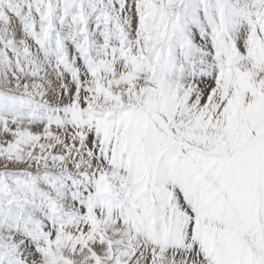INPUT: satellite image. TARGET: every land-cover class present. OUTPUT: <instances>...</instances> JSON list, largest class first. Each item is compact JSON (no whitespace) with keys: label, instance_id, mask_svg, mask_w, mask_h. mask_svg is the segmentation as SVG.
I'll return each mask as SVG.
<instances>
[{"label":"snow or ice","instance_id":"6c2138e0","mask_svg":"<svg viewBox=\"0 0 264 264\" xmlns=\"http://www.w3.org/2000/svg\"><path fill=\"white\" fill-rule=\"evenodd\" d=\"M0 264H264V0H0Z\"/></svg>","mask_w":264,"mask_h":264}]
</instances>
